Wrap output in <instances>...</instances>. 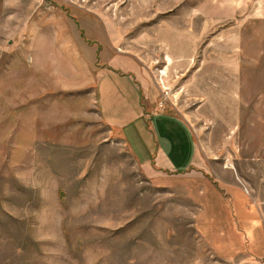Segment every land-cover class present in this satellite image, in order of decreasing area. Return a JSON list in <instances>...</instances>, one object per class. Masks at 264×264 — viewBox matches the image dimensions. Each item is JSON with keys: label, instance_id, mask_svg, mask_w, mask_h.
Masks as SVG:
<instances>
[{"label": "rangeland", "instance_id": "1", "mask_svg": "<svg viewBox=\"0 0 264 264\" xmlns=\"http://www.w3.org/2000/svg\"><path fill=\"white\" fill-rule=\"evenodd\" d=\"M118 62L189 125L190 170L143 167L102 118ZM250 260L264 262V0H0V264Z\"/></svg>", "mask_w": 264, "mask_h": 264}, {"label": "crops", "instance_id": "2", "mask_svg": "<svg viewBox=\"0 0 264 264\" xmlns=\"http://www.w3.org/2000/svg\"><path fill=\"white\" fill-rule=\"evenodd\" d=\"M111 67L115 71L111 68L112 73H102L99 81L102 118L122 132L143 167L174 173L190 170L196 163L197 144L189 125L174 114L151 110L150 101L145 103L149 82L141 75L137 64L118 62ZM129 101L139 102L140 109L133 110ZM144 105L149 107L144 108ZM111 108L121 111L112 114ZM245 264L264 262L250 260Z\"/></svg>", "mask_w": 264, "mask_h": 264}, {"label": "bare ground", "instance_id": "3", "mask_svg": "<svg viewBox=\"0 0 264 264\" xmlns=\"http://www.w3.org/2000/svg\"><path fill=\"white\" fill-rule=\"evenodd\" d=\"M165 73V72H164Z\"/></svg>", "mask_w": 264, "mask_h": 264}]
</instances>
